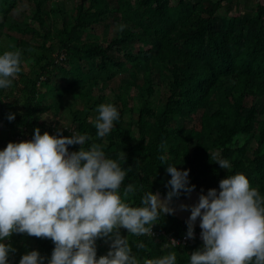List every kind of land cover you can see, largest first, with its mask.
<instances>
[{"label":"trees","instance_id":"16d2710c","mask_svg":"<svg viewBox=\"0 0 264 264\" xmlns=\"http://www.w3.org/2000/svg\"><path fill=\"white\" fill-rule=\"evenodd\" d=\"M239 1L0 0V54L22 50V71L0 89V150L32 139L36 127L87 133L85 148L96 142L110 158L127 157L121 191L136 186L135 206L147 191L166 196L168 164L190 170L194 191L218 189L239 172L264 196V0H247L256 3L245 11ZM101 103L120 118L97 139L90 119ZM156 223V235L128 236L133 254L143 262L174 251L176 264H190L202 241L168 245L187 233L186 221L171 214ZM4 242L15 249L9 264L32 250L50 259L55 247L27 234ZM96 247L105 255L110 241Z\"/></svg>","mask_w":264,"mask_h":264},{"label":"clouds","instance_id":"9594fccd","mask_svg":"<svg viewBox=\"0 0 264 264\" xmlns=\"http://www.w3.org/2000/svg\"><path fill=\"white\" fill-rule=\"evenodd\" d=\"M21 65L22 50L0 54V89L13 84ZM96 112L90 123L99 139L110 133L120 114L112 103H101ZM8 119L14 120L15 114ZM58 133H41L36 127L32 139L9 142L0 150V264H9V253L15 251L4 242L14 233L50 239L55 245L50 259L32 250L19 264H45L46 259L47 264H176L174 251L141 262L128 236L152 235L161 215L176 212L173 199L190 196L196 187L189 182L190 170L168 164L166 196L147 191L135 206L136 186L129 183L121 191L127 175L119 162L127 159L124 153L110 158L99 143L84 147L92 140L87 133L72 131L65 136L62 129ZM70 145L80 147L70 151ZM210 156L220 168L230 170L228 160ZM159 159L166 161L165 156ZM179 207L191 209L188 238H195L200 218L203 244L190 254V264H264V196L246 174L227 175L218 189L201 191L197 203ZM122 228L127 236L121 234ZM101 238L110 241V249L97 257L96 241ZM136 247L146 246L138 242Z\"/></svg>","mask_w":264,"mask_h":264},{"label":"crops","instance_id":"0c3cea01","mask_svg":"<svg viewBox=\"0 0 264 264\" xmlns=\"http://www.w3.org/2000/svg\"><path fill=\"white\" fill-rule=\"evenodd\" d=\"M200 194H201V192L194 191L188 197L178 198V199L174 198L172 201V206L176 208V212L174 214H176L178 216V218L187 221V219L189 218V216L191 214V209L189 208L187 210H182V209H180L179 206L181 204L193 205V204L197 203ZM160 196H161V198L165 197L161 194H160ZM195 226L200 227V218H197V220L195 222Z\"/></svg>","mask_w":264,"mask_h":264},{"label":"built area","instance_id":"2783aa9c","mask_svg":"<svg viewBox=\"0 0 264 264\" xmlns=\"http://www.w3.org/2000/svg\"><path fill=\"white\" fill-rule=\"evenodd\" d=\"M152 231H153V234L152 235H156V234H158V233H160L159 231H156L155 229H152ZM201 228L199 227V228H197V229H195V238H188L187 236H186V233L185 234H183V235H181L180 237H174V236H171L170 238H169V243H168V245L169 246H180V245H185V244H187L189 241H191V240H195V239H197V240H199V241H202V239H201ZM173 240H175L176 242H174ZM203 242V241H202Z\"/></svg>","mask_w":264,"mask_h":264},{"label":"rangeland","instance_id":"374dc122","mask_svg":"<svg viewBox=\"0 0 264 264\" xmlns=\"http://www.w3.org/2000/svg\"><path fill=\"white\" fill-rule=\"evenodd\" d=\"M255 3L254 1H247V0H240L238 2V9H240L241 11H245V10H248V9H251L252 6H255ZM72 5V2L68 1V6L69 5ZM222 12H224V10L222 9ZM225 13V12H224ZM234 12H231L230 14H233ZM50 118L53 119V117L51 116Z\"/></svg>","mask_w":264,"mask_h":264}]
</instances>
